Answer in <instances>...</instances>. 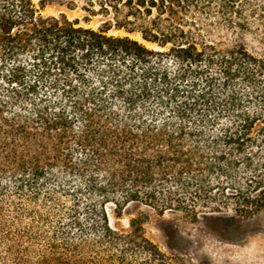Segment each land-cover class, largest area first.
<instances>
[{"label": "trees", "instance_id": "16d2710c", "mask_svg": "<svg viewBox=\"0 0 264 264\" xmlns=\"http://www.w3.org/2000/svg\"><path fill=\"white\" fill-rule=\"evenodd\" d=\"M101 5L95 30L0 0V264H172L108 206L264 208V0Z\"/></svg>", "mask_w": 264, "mask_h": 264}, {"label": "rangeland", "instance_id": "374dc122", "mask_svg": "<svg viewBox=\"0 0 264 264\" xmlns=\"http://www.w3.org/2000/svg\"><path fill=\"white\" fill-rule=\"evenodd\" d=\"M31 1L43 16L64 15L79 26L95 30L112 19V12L101 11L105 0ZM260 10L264 23V8ZM257 22L254 20V26L242 40L250 51L264 56V24L258 26ZM106 33L113 36L127 34L113 26ZM128 35L142 41L139 33ZM232 36L214 33L211 38L224 40ZM108 216L111 227L121 233L130 230L132 218L145 217L141 225L144 235L172 264H264V208L251 216L237 215L231 209L221 213L199 209L193 218L181 211L159 214L154 208L133 202L120 212L114 206H108Z\"/></svg>", "mask_w": 264, "mask_h": 264}]
</instances>
